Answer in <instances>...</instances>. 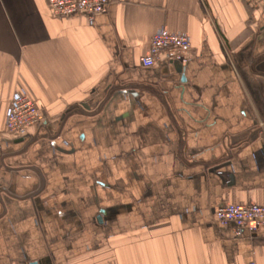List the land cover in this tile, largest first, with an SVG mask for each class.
<instances>
[{"label":"crops","instance_id":"obj_1","mask_svg":"<svg viewBox=\"0 0 264 264\" xmlns=\"http://www.w3.org/2000/svg\"><path fill=\"white\" fill-rule=\"evenodd\" d=\"M108 1L89 24L0 0V264H264V231L214 219L264 206V5ZM161 28L191 57L144 68Z\"/></svg>","mask_w":264,"mask_h":264},{"label":"built area","instance_id":"obj_2","mask_svg":"<svg viewBox=\"0 0 264 264\" xmlns=\"http://www.w3.org/2000/svg\"><path fill=\"white\" fill-rule=\"evenodd\" d=\"M253 6L264 5V0H245ZM52 17L65 19L83 16L89 24L93 19L107 11L108 0H46ZM191 43L181 33H173L165 28L157 30L151 38L149 53L140 60V65L150 68L164 62L186 63L191 57ZM42 121V112L22 91H16L6 112V133L24 137L35 130ZM214 219L221 225H232L233 233L241 235L264 231V206L221 205L214 212Z\"/></svg>","mask_w":264,"mask_h":264},{"label":"trees","instance_id":"obj_3","mask_svg":"<svg viewBox=\"0 0 264 264\" xmlns=\"http://www.w3.org/2000/svg\"><path fill=\"white\" fill-rule=\"evenodd\" d=\"M250 75H252V76H253V75H254V73H250ZM258 96H261V95H260V94H258Z\"/></svg>","mask_w":264,"mask_h":264}]
</instances>
